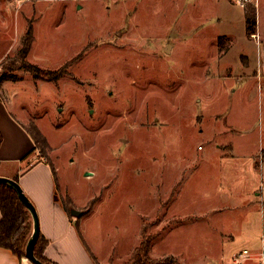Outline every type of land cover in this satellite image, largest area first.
<instances>
[{"label":"rangeland","instance_id":"1","mask_svg":"<svg viewBox=\"0 0 264 264\" xmlns=\"http://www.w3.org/2000/svg\"><path fill=\"white\" fill-rule=\"evenodd\" d=\"M8 1L14 15L26 4ZM48 1L27 18L34 28L27 60L45 70L72 63L57 82L19 70L14 56L27 21L19 15L4 60L17 81L5 89L27 105V130L44 136L39 158L56 169L62 202L82 212L68 213L98 262H126L144 225L157 261L233 264L232 254L246 248L257 262L264 200L252 209V228L241 196L229 195L220 147L241 151L262 138L264 88L251 75L258 46L244 17L257 0ZM263 159L261 150L256 162Z\"/></svg>","mask_w":264,"mask_h":264},{"label":"crops","instance_id":"2","mask_svg":"<svg viewBox=\"0 0 264 264\" xmlns=\"http://www.w3.org/2000/svg\"><path fill=\"white\" fill-rule=\"evenodd\" d=\"M257 1H253L256 5V33L249 36L251 39L257 41V65L256 68L251 71V75L256 78L258 89L263 90L264 39L261 38L262 35L258 32L259 16L257 8H260L261 2L260 0ZM31 3L23 5L22 12H20V14L18 12L14 15L10 10V7H12L10 6L11 3H9L8 0H0V62L14 51L11 47L12 45H7L5 41L10 40L12 35L16 34L15 30L12 35L8 34L11 27L17 30L19 29L21 21H19L20 18H18V16L20 15L24 22L28 17L30 18L37 14L40 15L44 8L51 7L53 1L37 0ZM27 4H31L32 6L29 7ZM80 8V5L76 6L77 10ZM29 20L30 19L25 22L26 29L24 27L23 36L28 28ZM20 46L21 45L17 46L15 51H17ZM242 58L248 66L249 57L243 55ZM32 80L35 81L33 78ZM260 80L263 82L260 84L262 88H260L259 85ZM7 82L8 81H4L0 87V176L10 179L16 178L24 193L34 205L39 218L40 235L46 241L44 256L49 261L55 264H94L90 257L91 254L93 255L92 251L88 247L82 234L80 235V238L82 237L80 239L75 233L73 228L74 218H71L61 200L59 195L60 184H58L56 169L53 172L51 165L39 158L38 150L34 149L35 143L32 139L31 132L27 130V125H25V122L31 120L27 105H18V103H15L14 100L11 99V94L7 95L5 89ZM259 98H261V96H259ZM258 105L261 107L263 114L264 102L259 100ZM263 123L264 118L259 130L262 138L258 139L256 147L253 145L251 148L239 151L237 150V146L235 144L232 145L230 142H226L223 146H220L222 147V156H226L227 162H229L225 164L226 172L223 175V179H226L227 183L230 184L229 195H232V197L234 196L235 199L241 196L243 203L240 204V206L247 208L243 221H246L247 225L249 224L252 228H256V225H251L249 223L253 215L252 209L258 208L259 205L261 206L257 197V188L259 183L264 179V159L261 162L259 161V163L256 162L257 155L261 150H264ZM236 135H239V133L237 132L235 136ZM242 136L249 137L250 135L246 133ZM232 205H234V203H232ZM68 208L71 210L73 206L70 204ZM231 208L234 210L233 208L235 207ZM229 237L231 240H234V237L231 235ZM262 248H264V245ZM235 255L236 252L232 254L233 260ZM96 260L98 261V258ZM103 263H105V261H103ZM258 263L259 260L254 262L248 259L244 264ZM0 264L31 263L25 261L24 257L19 258L11 250L0 247Z\"/></svg>","mask_w":264,"mask_h":264},{"label":"trees","instance_id":"3","mask_svg":"<svg viewBox=\"0 0 264 264\" xmlns=\"http://www.w3.org/2000/svg\"><path fill=\"white\" fill-rule=\"evenodd\" d=\"M245 28L248 36H252L256 33V9L253 5H249L244 10ZM34 41L33 27L31 23L28 24V28L23 36L20 48L15 54V58L20 61L17 68L24 72H27L35 80H45L48 82H57L63 72L66 71L72 61L64 63L62 67L57 70H45L27 61V56L30 52L32 43ZM8 57V56H7ZM5 59H8V58ZM4 59V60H5ZM1 62L0 72V87L4 81H16L17 78L9 74L6 61ZM3 63V64H2ZM32 139L35 143V150H44L47 147L46 140L39 130L35 129V133L32 134ZM1 143V138H0ZM51 165V164H50ZM53 172L55 171L51 165ZM17 181L16 178H14ZM174 190L167 201H170L174 195ZM169 203V202H167ZM66 209L69 205L64 204ZM68 212L70 210H67ZM0 247L11 250L16 256L22 258L25 256V246L27 240L32 233L33 224L29 211L25 208L22 202L19 200L16 192L5 184H0ZM82 238V237H81ZM84 242V241H83ZM152 236L146 232V226L142 227L141 238L139 244L132 250L130 258L121 264H180L176 259L155 260L149 256L151 249ZM46 241L41 237L40 233L34 246V255L43 264H55L49 261L44 256ZM91 254V252H90ZM94 264L99 263L96 258L91 254ZM106 264H112L110 261Z\"/></svg>","mask_w":264,"mask_h":264},{"label":"water","instance_id":"4","mask_svg":"<svg viewBox=\"0 0 264 264\" xmlns=\"http://www.w3.org/2000/svg\"><path fill=\"white\" fill-rule=\"evenodd\" d=\"M90 174V173H88ZM0 184H5L9 187H11L17 194L19 200L22 202V204L25 206V208L29 211L31 218H32V224L33 229L30 237L27 240L26 246H25V256L24 258L29 261L31 264H43L40 260H38L34 255V246L38 239L40 229H39V218L37 215V211L32 204V202L29 200L27 195L24 193L23 189L21 188L20 184L15 181L14 179L5 178L0 176ZM70 214L75 217H81L82 212L78 210L71 209Z\"/></svg>","mask_w":264,"mask_h":264},{"label":"built area","instance_id":"5","mask_svg":"<svg viewBox=\"0 0 264 264\" xmlns=\"http://www.w3.org/2000/svg\"><path fill=\"white\" fill-rule=\"evenodd\" d=\"M33 1L34 0H16V4L18 6H21L25 3H29ZM257 197L260 198L261 200H264V179L258 185ZM250 257H251L250 252L247 249H244L234 256L233 263L234 264H244V262L247 261ZM258 260H259V264H264V248H262V250L260 251Z\"/></svg>","mask_w":264,"mask_h":264},{"label":"bare ground","instance_id":"6","mask_svg":"<svg viewBox=\"0 0 264 264\" xmlns=\"http://www.w3.org/2000/svg\"><path fill=\"white\" fill-rule=\"evenodd\" d=\"M25 261H27V260L25 259Z\"/></svg>","mask_w":264,"mask_h":264}]
</instances>
